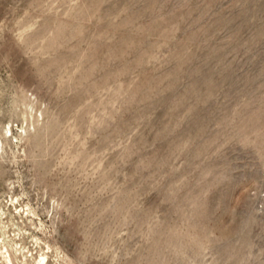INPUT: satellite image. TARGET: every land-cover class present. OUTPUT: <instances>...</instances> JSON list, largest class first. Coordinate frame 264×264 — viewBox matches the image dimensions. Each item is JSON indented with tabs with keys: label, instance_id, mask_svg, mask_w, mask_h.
Segmentation results:
<instances>
[{
	"label": "rangeland",
	"instance_id": "1",
	"mask_svg": "<svg viewBox=\"0 0 264 264\" xmlns=\"http://www.w3.org/2000/svg\"><path fill=\"white\" fill-rule=\"evenodd\" d=\"M0 264H264V0H0Z\"/></svg>",
	"mask_w": 264,
	"mask_h": 264
}]
</instances>
